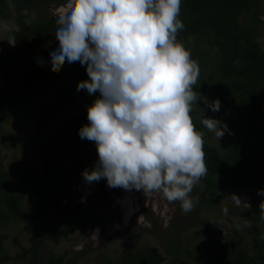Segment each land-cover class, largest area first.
I'll list each match as a JSON object with an SVG mask.
<instances>
[{
    "label": "trees",
    "instance_id": "obj_1",
    "mask_svg": "<svg viewBox=\"0 0 264 264\" xmlns=\"http://www.w3.org/2000/svg\"><path fill=\"white\" fill-rule=\"evenodd\" d=\"M64 0H0V21L15 19L12 40L15 45H0V73L4 79L0 87V120L7 122L14 114L33 119L36 139H43L49 129L54 143L45 158L42 171L30 164L19 167L21 185H15L3 168L0 155V204L4 214L18 221L43 218L50 207L60 209L54 200L64 192L68 182L83 178L82 172L92 168L96 160L94 142L81 139L78 129L88 123L86 110L71 115L61 122L59 107L74 106L80 91L77 81L86 79L84 66L79 62H63L46 75L43 91H37L29 80L24 79L23 70L33 62L31 40L41 42L55 30V19L33 20L29 13L35 4L60 5ZM250 13L254 19L262 13L260 0H182L180 19L183 30L177 40L190 53L184 43L196 40V62L199 67L197 83L193 91L197 103H193L190 116L194 128L203 133L204 163L206 174L200 178L202 190L200 200L207 205H217L222 199L221 190L233 187L264 189V47L258 42L259 24H242L241 16ZM259 23V24H258ZM261 27V26H260ZM43 50L49 46L41 45ZM38 69L31 70L37 74ZM41 96L47 106L41 110ZM220 101L218 112L210 111L204 100ZM209 117L229 123L228 142L218 147L209 142L207 130L201 123L200 111ZM18 189L28 190L36 196L31 202L32 210L24 206L25 195ZM260 195V194H259ZM264 198V195H260ZM51 205V206H50ZM90 208H73L66 216L58 215L43 232H36L33 225L26 226L29 236V263L40 264V248L49 240L58 242L61 237L77 229H85L89 223L100 222L98 216H86ZM264 233V217L257 216ZM261 232L248 242L240 234L216 244H205L204 251L210 256V264H264V236ZM83 252H74L73 257L65 254H48L46 264H77ZM14 257L3 251L0 236V264ZM164 255L155 247H129L111 264H161Z\"/></svg>",
    "mask_w": 264,
    "mask_h": 264
},
{
    "label": "clouds",
    "instance_id": "obj_2",
    "mask_svg": "<svg viewBox=\"0 0 264 264\" xmlns=\"http://www.w3.org/2000/svg\"><path fill=\"white\" fill-rule=\"evenodd\" d=\"M181 2L64 0L54 10L56 43L49 59L53 70L79 62L87 78L77 81V91L98 93L86 106L88 123L78 129L96 147L84 180L103 178L112 188L162 193L187 212L194 204L190 193L207 169L203 133L190 116L198 102L192 86L199 67L177 40L184 28ZM204 103L220 110L216 98ZM200 109L201 123L218 140L227 125Z\"/></svg>",
    "mask_w": 264,
    "mask_h": 264
},
{
    "label": "rangeland",
    "instance_id": "obj_3",
    "mask_svg": "<svg viewBox=\"0 0 264 264\" xmlns=\"http://www.w3.org/2000/svg\"><path fill=\"white\" fill-rule=\"evenodd\" d=\"M262 13L254 19L250 13L241 16L242 24L264 21V0H260ZM59 5L35 4L29 16L31 19H55L54 10ZM259 24V23H258ZM261 26V27H260ZM15 27L14 17L0 21V45H9ZM54 31L47 40L41 42L31 40L34 62L25 66L24 79L29 80L37 91H43L46 75L52 69L49 51L56 43ZM258 42L264 47V24H259ZM184 43L192 49L191 58L196 61V40L186 39ZM41 45L49 46L43 50ZM43 63H39V61ZM37 68L38 73L31 75V70ZM4 79L0 73V87ZM80 90L78 102L74 106H60L59 118L67 122L71 115L86 110L95 96ZM41 110L46 113L47 106L41 96ZM227 131L218 140L214 133L207 130L210 143L223 147L227 144ZM36 127L30 117L14 114L7 122L0 120V155L3 168L10 175L15 185H21L19 167L30 164L38 171H42L45 158L54 143L52 132L48 129L46 136L36 139ZM202 183L198 181L190 193L194 204L190 211H183L179 202H168L162 193H144L135 189L125 190L120 187H109L101 178L99 181L88 183L84 178L75 182H68L67 187L55 202L60 209L54 211L50 207L43 218L18 221L5 217L4 207L0 204V236L3 238V251L14 257L5 264H28L29 236L31 231L26 226L33 225L36 232L46 230L58 215L66 216L73 208H86L85 215L98 216L100 222L92 221L85 229L72 231L68 237H61L58 242L49 240L39 251L40 264H46L44 258L48 254H65V258L73 257L74 252H83L77 264H111L112 261L129 247L152 246L165 257L161 264H210V256L204 251L205 244H216L227 240L237 233L246 241H250L256 233H260L261 222L257 216L264 217V198L255 190L246 187H233L221 190L222 199L217 205H207L200 200ZM25 195L24 206L28 212L32 210L31 202L37 198L28 190L18 189ZM235 196L240 202H237ZM51 206V205H50ZM264 236V233L261 232Z\"/></svg>",
    "mask_w": 264,
    "mask_h": 264
}]
</instances>
